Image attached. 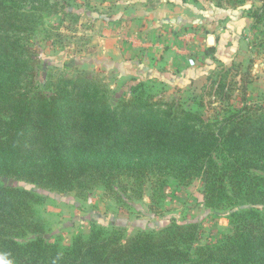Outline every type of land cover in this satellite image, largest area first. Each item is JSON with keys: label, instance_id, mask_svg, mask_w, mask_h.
Instances as JSON below:
<instances>
[{"label": "trees", "instance_id": "obj_1", "mask_svg": "<svg viewBox=\"0 0 264 264\" xmlns=\"http://www.w3.org/2000/svg\"><path fill=\"white\" fill-rule=\"evenodd\" d=\"M49 3L0 0V179L78 196L98 187L114 194L117 184L140 183L142 192L151 175L200 180L206 206L233 234L197 245L198 225L174 222L124 241L99 225L71 246L53 244L36 210L46 197L0 182V264H264V108L230 105L213 122L139 99L112 109L89 80H62L47 95L33 86L30 40Z\"/></svg>", "mask_w": 264, "mask_h": 264}, {"label": "rangeland", "instance_id": "obj_2", "mask_svg": "<svg viewBox=\"0 0 264 264\" xmlns=\"http://www.w3.org/2000/svg\"><path fill=\"white\" fill-rule=\"evenodd\" d=\"M167 1L192 5L217 16L240 11L239 17L247 20L243 29L250 51L254 55L264 52V0H245L240 7L226 0H50L46 12L37 14L42 22L30 40L33 60L37 61L33 86L51 95L56 88H62V80H89L112 109H117L120 101L139 99L160 103L164 108L165 103L181 105L198 111L210 122L223 118V108L230 105L242 108L247 103L264 108V88L257 85L259 77L250 73L254 64L245 67L215 62L209 66L203 85H196L191 80H181L179 75H158V67L153 69L155 74H148L132 60L115 65L101 61L104 50L115 39L114 23L128 21L130 14L140 9L130 12V5L148 11V6ZM245 6L251 7L244 9ZM0 182L46 197L36 210L44 223L41 237L53 244L71 246L77 236L88 238L94 226L99 225L123 232L124 241L138 234L163 231L174 222L196 223L197 245H217L233 234L229 219L218 217L206 206L200 180L183 185L171 175H151L144 179L142 192L140 183L135 187L117 184L114 194L98 187L81 196L50 192L9 178H1Z\"/></svg>", "mask_w": 264, "mask_h": 264}, {"label": "crops", "instance_id": "obj_3", "mask_svg": "<svg viewBox=\"0 0 264 264\" xmlns=\"http://www.w3.org/2000/svg\"><path fill=\"white\" fill-rule=\"evenodd\" d=\"M134 8L140 9L130 14L128 21L113 24L115 39L104 50L101 61L108 60L115 65L132 60L141 64L148 74H155L153 69L158 67V75H179L181 80L188 79L196 85H203L209 66L215 62L245 67L254 64L250 73L259 77L257 85L264 88V52L254 55L250 51L243 29L247 20L239 17L240 11L217 16L174 1L148 6V11L130 5L129 11ZM121 35L129 38L123 40Z\"/></svg>", "mask_w": 264, "mask_h": 264}, {"label": "water", "instance_id": "obj_4", "mask_svg": "<svg viewBox=\"0 0 264 264\" xmlns=\"http://www.w3.org/2000/svg\"><path fill=\"white\" fill-rule=\"evenodd\" d=\"M251 6H245L244 9H249ZM213 42H214V38L211 37L210 38V44L213 45Z\"/></svg>", "mask_w": 264, "mask_h": 264}]
</instances>
